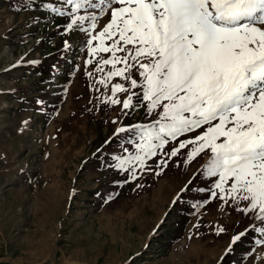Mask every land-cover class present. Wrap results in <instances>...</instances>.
I'll use <instances>...</instances> for the list:
<instances>
[{
  "label": "rangeland",
  "instance_id": "1",
  "mask_svg": "<svg viewBox=\"0 0 264 264\" xmlns=\"http://www.w3.org/2000/svg\"><path fill=\"white\" fill-rule=\"evenodd\" d=\"M71 7L0 0V264H264L259 210L242 211L248 202L227 194L231 179L224 193L213 187L219 177L204 168L210 149L190 159L197 145L189 144L171 155L179 140L209 125L166 137L163 147L153 141L155 155L138 150V130L117 129L159 118L160 108L147 113V101L123 107L129 95L134 105L142 95L143 69L126 51L115 56H128L127 63L104 64L118 39L100 37L110 14ZM92 11L95 28L90 19L67 28L73 16ZM139 46L118 45L133 54ZM116 69L124 75H109ZM116 84L127 91L114 92ZM137 154L143 164L113 167L114 156Z\"/></svg>",
  "mask_w": 264,
  "mask_h": 264
},
{
  "label": "snow or ice",
  "instance_id": "2",
  "mask_svg": "<svg viewBox=\"0 0 264 264\" xmlns=\"http://www.w3.org/2000/svg\"><path fill=\"white\" fill-rule=\"evenodd\" d=\"M66 3L72 6L71 13L91 8L99 9L100 15L110 14L100 37L111 39L118 35V39L112 45L114 59L104 60V64L127 63L128 56H115L116 51H126L143 69L139 73L145 78L142 95L137 94L135 105L129 95L123 107L135 108L147 101L149 115L161 109L156 113L159 118L151 125L135 124L129 129L118 128L117 132L138 130L133 135H138L143 143L136 144V148L155 155L158 145L153 141H159L163 147L168 143L166 137L176 140L184 133L209 125L207 131L193 139L179 140L171 155H177L189 144L197 145L189 153L190 159L209 148L211 156L204 168L205 175L219 177L213 187L224 193V185L231 179L227 194L234 199L238 197L237 203L248 202L242 210L245 213L258 209L256 219L264 224V0H66ZM44 7L70 15L51 4ZM89 19V27L95 28L94 11L73 16L67 28ZM121 41L140 46L133 54L130 49L118 47ZM138 57L148 62L140 63ZM132 67L127 64V68ZM124 71L116 69L109 75L123 76ZM131 85L136 87L137 81L132 79ZM117 90L127 91L120 84L114 85L113 91ZM216 120L219 122L212 124ZM220 137L223 140L217 143ZM113 159L118 161L113 165L118 169L133 161L144 162L139 154ZM211 196L216 197L217 192L211 191ZM255 230L264 232V227ZM244 235L241 232L233 236L232 244Z\"/></svg>",
  "mask_w": 264,
  "mask_h": 264
},
{
  "label": "trees",
  "instance_id": "3",
  "mask_svg": "<svg viewBox=\"0 0 264 264\" xmlns=\"http://www.w3.org/2000/svg\"><path fill=\"white\" fill-rule=\"evenodd\" d=\"M53 6H54V4H53ZM58 7H60V4H59V6ZM59 9V8H58ZM64 55V54H63Z\"/></svg>",
  "mask_w": 264,
  "mask_h": 264
},
{
  "label": "bare ground",
  "instance_id": "4",
  "mask_svg": "<svg viewBox=\"0 0 264 264\" xmlns=\"http://www.w3.org/2000/svg\"><path fill=\"white\" fill-rule=\"evenodd\" d=\"M75 43V42H74ZM196 131V130H195ZM220 142V141H219ZM191 149V148H190ZM181 153V152H180ZM260 256V255H259Z\"/></svg>",
  "mask_w": 264,
  "mask_h": 264
}]
</instances>
